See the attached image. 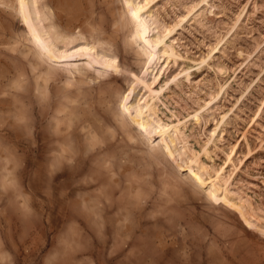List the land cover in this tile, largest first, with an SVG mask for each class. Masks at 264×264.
I'll return each instance as SVG.
<instances>
[{"label": "rangeland", "instance_id": "374dc122", "mask_svg": "<svg viewBox=\"0 0 264 264\" xmlns=\"http://www.w3.org/2000/svg\"><path fill=\"white\" fill-rule=\"evenodd\" d=\"M157 3L0 0V264H264V0Z\"/></svg>", "mask_w": 264, "mask_h": 264}, {"label": "snow or ice", "instance_id": "6c2138e0", "mask_svg": "<svg viewBox=\"0 0 264 264\" xmlns=\"http://www.w3.org/2000/svg\"><path fill=\"white\" fill-rule=\"evenodd\" d=\"M161 2H162V0H161ZM198 2L201 3V5L207 4V0H198ZM130 3L133 7L139 3L141 15H147V13L149 11H155V8L159 7L157 0H122V7L125 10H127ZM144 5H147V8H145ZM189 7H191V4H189ZM200 10H203V7ZM247 11L250 12L251 8L249 7V9H247ZM130 14L135 16L137 13L135 10H133ZM180 15L183 17V16H186L187 14L184 12H181ZM184 27H186V25H184ZM180 31H182V28L177 31V33H176L177 36L179 35ZM261 31L264 32V27L261 28ZM173 38H175V37H173ZM229 38L230 39L234 38V34L229 33ZM226 47H227V44H223V45L217 47L215 49L214 53L212 54V56L210 57L209 63L215 65V63L217 61L222 60L223 58L221 57L220 53ZM193 50L195 51V49H193ZM260 52H264V48H262L260 50ZM260 52H258L257 55H259ZM197 54L199 55V53H197ZM232 55L234 56V53ZM125 59H127L129 65H131L133 57L131 55H128L127 57H125V56H123V54H121L120 63H123ZM225 63H226V61H225ZM132 71L135 72L136 69L133 68ZM203 71L204 72L208 71V65L207 64H205ZM201 74H203V73H201ZM252 79L254 80L255 77H252ZM249 83H250V81H249ZM259 86L264 87V77L261 78V84ZM18 120L21 121V126L23 128H27L29 131L31 130L32 115L30 113H28L26 111H20L18 113ZM97 132L100 133L99 139L93 138L90 141L92 148L95 150V156H93L92 159L94 161H96L97 166L100 169H106L108 167V163H109L108 157L106 156V152H111L113 149V146L109 145L107 149H104L103 143L106 142V139H107L106 134L103 131V129H97ZM74 139H76V138H74ZM63 143L65 144V151L60 153V159H69L75 153L78 145L74 146V143L72 140H65V141H63ZM40 179L41 180L46 179V176H45V173L43 170H41V172H40ZM124 191H125V195L127 197L128 196L127 189H125ZM137 200H139V197L133 193L132 198L129 201V203L135 204L137 202Z\"/></svg>", "mask_w": 264, "mask_h": 264}]
</instances>
